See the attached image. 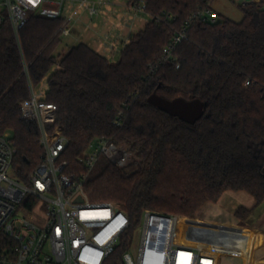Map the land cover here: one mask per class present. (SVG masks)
<instances>
[{
    "label": "trees",
    "instance_id": "16d2710c",
    "mask_svg": "<svg viewBox=\"0 0 264 264\" xmlns=\"http://www.w3.org/2000/svg\"><path fill=\"white\" fill-rule=\"evenodd\" d=\"M215 1L130 0L145 4L151 20L116 62L86 43L59 59L65 16L32 15L19 37L10 23L0 28V135L13 134L17 177L27 182L41 162L38 124L20 119V105L46 81L44 100L58 107L50 126L60 124L69 140L60 157L68 162L64 172L87 174L90 201L119 204L131 218L130 232L147 210L194 217L228 190L256 200L234 212L245 226L264 201V3L240 5V22L194 21L173 57L163 60L175 32ZM154 93L200 99L205 113L187 123L152 104ZM102 137L127 145L134 160L119 167L100 154L88 169L84 153Z\"/></svg>",
    "mask_w": 264,
    "mask_h": 264
},
{
    "label": "built area",
    "instance_id": "2783aa9c",
    "mask_svg": "<svg viewBox=\"0 0 264 264\" xmlns=\"http://www.w3.org/2000/svg\"><path fill=\"white\" fill-rule=\"evenodd\" d=\"M67 1L75 5L68 16L66 0H0V28L10 23L19 37L35 14L65 16L69 23L83 7L91 16L98 13L92 0ZM134 8L146 12L145 4ZM196 20L216 23L218 18L212 6L200 7L163 49V60L173 57ZM66 26L61 28L62 35L70 34ZM44 95L32 87V97L20 105V119L37 122L38 141L43 148L41 162L27 182L20 180L13 169L17 148L10 133L0 135V264H218L217 251L181 239V227L184 223L194 224L193 218L147 210L130 232L131 218L119 204L91 202L84 188L87 174L78 177L64 172L68 162L60 157L69 140L60 124L51 128L57 122L58 107L45 101ZM95 144L93 153L85 157L88 169L93 168L100 154L119 167L128 165L130 152L124 145L105 137Z\"/></svg>",
    "mask_w": 264,
    "mask_h": 264
},
{
    "label": "rangeland",
    "instance_id": "374dc122",
    "mask_svg": "<svg viewBox=\"0 0 264 264\" xmlns=\"http://www.w3.org/2000/svg\"><path fill=\"white\" fill-rule=\"evenodd\" d=\"M242 4H244L243 0H216L212 8L218 20L229 18L233 21L240 22L243 19V12L240 9V5ZM111 6L113 7L111 11H104L107 8L103 9L97 5L99 10L94 16H91L86 8L76 12L73 20L66 26L70 34L61 36V43L55 55L61 59L73 46L79 43L90 42L88 36H91L95 29H98L103 38L108 37L111 42L116 43L117 50L114 52V49L111 50L110 60L113 62L118 61L125 42L122 34L126 32L127 26H132L133 32H137L151 20V15L147 12L137 11L135 8H131L129 10L130 12L123 14L121 8L114 5ZM74 8L75 5L66 0L65 16L74 12ZM136 13L138 16L134 19ZM105 20H111V23L103 30L102 25ZM126 41H129V39ZM57 68L58 66H55L53 70ZM47 90L48 84L46 81L35 88V92L38 94L41 91L45 94ZM9 133L13 137L12 132ZM95 145V143L92 144L85 151L84 155L92 154ZM124 146L128 149L127 145ZM128 151L130 152V159L128 161L131 162L134 160L135 154L129 149ZM232 194L236 197L230 199L228 195H224L220 200L219 206L213 202H208L194 217H189L194 219V224L189 225L184 223L180 230V237L188 243L190 241H199L200 245L196 246L198 248L217 251L218 264H264V251L260 248V246L264 245V201L254 209L251 217L245 224V227L257 231L259 240L256 242L254 238L246 235L247 232H244L246 229L233 216V211L237 207L245 206L252 208L255 206L256 201L252 195L244 191L234 192ZM255 243L257 250L252 253Z\"/></svg>",
    "mask_w": 264,
    "mask_h": 264
},
{
    "label": "crops",
    "instance_id": "0c3cea01",
    "mask_svg": "<svg viewBox=\"0 0 264 264\" xmlns=\"http://www.w3.org/2000/svg\"><path fill=\"white\" fill-rule=\"evenodd\" d=\"M93 2H95L96 3V5H99L100 7H102L103 9L104 8H107L106 10L104 9V11H111V8H113L111 5H114V6H116V7H118V8H121L122 10H123V14H127V12H130L129 10L131 9V8H134V5H132L131 3H130V0H92ZM258 1H261L262 3H264V0H258ZM212 6H213V4H212ZM83 8H85V7H83ZM83 8H81V9H83ZM80 9V10H81ZM87 9V8H86ZM78 12V11H77ZM72 13V12H71ZM136 16H138V14L136 13L135 14V16H134V19L136 18ZM73 20V19H72ZM71 22V21H70ZM109 23H111V20H105L104 22H103V30H104V28H106L107 26H108V24ZM119 24V23H118ZM132 26H127V29H126V32L124 33L123 32V34H122V36H124V47H125V45L129 42V41H126L127 39H129L130 40V37H131V35L133 34V33H135V32H133V30H132V28H131ZM88 40H90V42L88 41L86 44H88V45H90L93 49H95L96 51H98L100 54H102V55H104L105 57H107L109 60H110V58H111V50H113V52L114 51H116L117 49V47H116V43H113V42H111L110 40H109V38L107 37V38H103L102 37V34H101V32L100 31H98V29H95V31L91 34V36H88ZM124 47L122 48V50L124 49ZM110 50H109V49ZM121 50V51H122ZM111 61V60H110ZM234 192H240V191H233V190H228V191H226L223 195H222V197L220 198V200L224 197V195H228V198H234V197H236V196H234L232 193H234ZM229 193H231V194H229ZM247 193V192H246ZM249 194V193H248ZM232 195V196H231ZM253 197V196H252ZM254 198V197H253ZM255 199V198H254ZM220 200L217 202V203H215V204H217L218 206L220 205L219 203H220ZM256 201V200H255ZM256 205V204H255ZM238 208V207H237ZM236 208V209H237ZM253 208V207H252ZM236 209H234V211H233V213L235 212V210ZM234 216V215H233ZM235 218V217H234ZM244 227V229H246V230H244V232H247L246 233V235L248 236V237H250V238H254L255 239V241L257 242V240H259V236H258V233H257V231H255V230H253L252 228H248V227H245V226H243ZM193 243H195V244H199V241H192ZM260 248L264 251V245H262V246H260ZM257 249H256V243L253 245V250H252V253H254L255 251H256ZM264 256V255H263Z\"/></svg>",
    "mask_w": 264,
    "mask_h": 264
},
{
    "label": "water",
    "instance_id": "95a60500",
    "mask_svg": "<svg viewBox=\"0 0 264 264\" xmlns=\"http://www.w3.org/2000/svg\"><path fill=\"white\" fill-rule=\"evenodd\" d=\"M149 101L161 111L190 124H195L200 120L206 108L205 102L200 99L189 100L183 97L168 99L157 93L152 94Z\"/></svg>",
    "mask_w": 264,
    "mask_h": 264
}]
</instances>
